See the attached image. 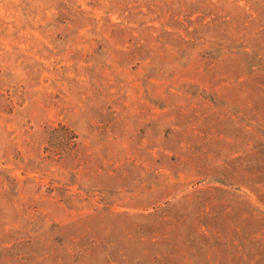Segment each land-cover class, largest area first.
I'll use <instances>...</instances> for the list:
<instances>
[{
  "label": "rangeland",
  "instance_id": "rangeland-1",
  "mask_svg": "<svg viewBox=\"0 0 264 264\" xmlns=\"http://www.w3.org/2000/svg\"><path fill=\"white\" fill-rule=\"evenodd\" d=\"M0 264H264V0H0Z\"/></svg>",
  "mask_w": 264,
  "mask_h": 264
},
{
  "label": "trees",
  "instance_id": "trees-1",
  "mask_svg": "<svg viewBox=\"0 0 264 264\" xmlns=\"http://www.w3.org/2000/svg\"><path fill=\"white\" fill-rule=\"evenodd\" d=\"M69 15H71V16H69ZM78 15L79 14H74V15H72V14L60 15V16H62L61 17L62 18V21L61 22H64L65 24H67V23L71 22V20L73 18H75L76 16H78ZM60 128L62 129L64 127H60ZM49 129L52 130V132H49L48 131V138L49 139L50 138H52V139L54 138L55 141H56V139L58 138L60 141H62V143L66 144L69 147H66L65 146L64 148H61V147H58V146H54V149L55 150H52L50 148V147H52L54 145V144H52V145H50L49 148L46 147V150L48 151V156H52V159H55V161H60V160L65 159V158L66 159H68V158L69 159H73V155H74V152L77 150V147L76 146H78V143L70 140L72 138V136L68 137L67 139L65 137H64L65 138L64 139L61 136L60 137L59 136H55L54 133L57 130L56 128L49 127ZM49 134H52V135L49 136ZM72 148H75L73 152H71ZM220 183L222 185H224V186L226 185L224 183V180H222Z\"/></svg>",
  "mask_w": 264,
  "mask_h": 264
}]
</instances>
